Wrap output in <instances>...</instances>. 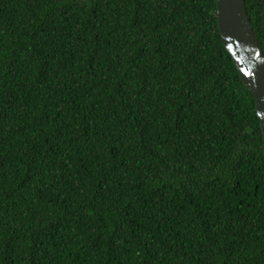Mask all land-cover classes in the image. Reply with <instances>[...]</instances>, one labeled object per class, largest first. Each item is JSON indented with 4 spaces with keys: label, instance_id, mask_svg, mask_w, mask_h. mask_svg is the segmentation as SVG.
Masks as SVG:
<instances>
[{
    "label": "trees",
    "instance_id": "1",
    "mask_svg": "<svg viewBox=\"0 0 264 264\" xmlns=\"http://www.w3.org/2000/svg\"><path fill=\"white\" fill-rule=\"evenodd\" d=\"M0 264H264L263 130L216 0H0Z\"/></svg>",
    "mask_w": 264,
    "mask_h": 264
},
{
    "label": "water",
    "instance_id": "2",
    "mask_svg": "<svg viewBox=\"0 0 264 264\" xmlns=\"http://www.w3.org/2000/svg\"><path fill=\"white\" fill-rule=\"evenodd\" d=\"M219 28L244 83L256 98L264 136V52L251 25L245 0H216Z\"/></svg>",
    "mask_w": 264,
    "mask_h": 264
}]
</instances>
